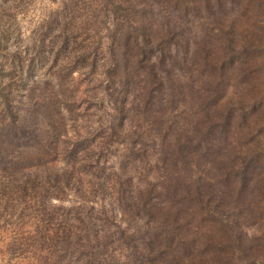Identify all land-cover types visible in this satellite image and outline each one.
<instances>
[{
	"label": "rangeland",
	"instance_id": "374dc122",
	"mask_svg": "<svg viewBox=\"0 0 264 264\" xmlns=\"http://www.w3.org/2000/svg\"><path fill=\"white\" fill-rule=\"evenodd\" d=\"M0 264H264V0H0Z\"/></svg>",
	"mask_w": 264,
	"mask_h": 264
}]
</instances>
